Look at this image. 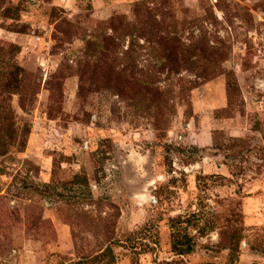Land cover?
<instances>
[{
    "label": "rangeland",
    "instance_id": "obj_1",
    "mask_svg": "<svg viewBox=\"0 0 264 264\" xmlns=\"http://www.w3.org/2000/svg\"><path fill=\"white\" fill-rule=\"evenodd\" d=\"M0 264H264V0H0Z\"/></svg>",
    "mask_w": 264,
    "mask_h": 264
},
{
    "label": "trees",
    "instance_id": "obj_2",
    "mask_svg": "<svg viewBox=\"0 0 264 264\" xmlns=\"http://www.w3.org/2000/svg\"><path fill=\"white\" fill-rule=\"evenodd\" d=\"M13 71L11 70L10 73L7 75L8 84H14L17 80V73L16 71H20L18 67L11 66ZM151 243H155L151 241ZM171 247L173 252L177 255H187L193 252L194 244L192 237L188 236L187 234H172V243ZM152 250V249H151ZM107 253L110 252L109 250L106 251ZM145 252H150V249H147Z\"/></svg>",
    "mask_w": 264,
    "mask_h": 264
}]
</instances>
